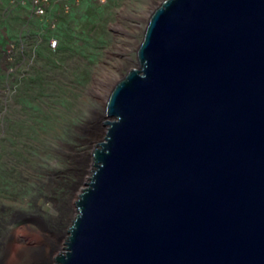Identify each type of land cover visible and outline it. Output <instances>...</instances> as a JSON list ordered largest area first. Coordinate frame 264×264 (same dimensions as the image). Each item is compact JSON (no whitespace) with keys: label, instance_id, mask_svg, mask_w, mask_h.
I'll return each mask as SVG.
<instances>
[{"label":"water","instance_id":"water-1","mask_svg":"<svg viewBox=\"0 0 264 264\" xmlns=\"http://www.w3.org/2000/svg\"><path fill=\"white\" fill-rule=\"evenodd\" d=\"M56 264H264V0H164Z\"/></svg>","mask_w":264,"mask_h":264},{"label":"rangeland","instance_id":"rangeland-1","mask_svg":"<svg viewBox=\"0 0 264 264\" xmlns=\"http://www.w3.org/2000/svg\"><path fill=\"white\" fill-rule=\"evenodd\" d=\"M40 1L42 16L32 0H20V5L10 0L12 11L5 14L2 34L7 42L0 44V222L15 210L31 213L38 205L54 213L45 202L44 181L66 167L58 154L61 142L74 144L75 128L95 107L93 86L128 73L121 59H135L136 54L125 50L142 40L141 26L164 0ZM56 40L61 44L55 48ZM64 196V190L57 191L58 198Z\"/></svg>","mask_w":264,"mask_h":264},{"label":"bare ground","instance_id":"bare-ground-1","mask_svg":"<svg viewBox=\"0 0 264 264\" xmlns=\"http://www.w3.org/2000/svg\"><path fill=\"white\" fill-rule=\"evenodd\" d=\"M150 14H146L147 19ZM147 21L145 26L142 25L140 28L142 40L146 25H148ZM142 40L135 42L131 50H125L135 52V59L131 57L121 59L122 67L128 72L138 67L137 52ZM122 77L121 74L115 75L108 83L100 79L93 86L90 97L95 107L89 108L86 121L75 128L74 144L61 142L58 154L66 162V167L61 171L49 173L44 181V187L48 193L45 202L52 207L54 213L52 214V211L47 213L44 207L38 205L37 209L31 213L21 211V209L15 210L7 220L0 222V264L56 263L55 258L63 252L69 225L76 217L75 201L79 199L78 195L85 189V184L94 170V152L108 132L107 123L112 121V118L106 114L109 97ZM58 190H64L65 196L58 198Z\"/></svg>","mask_w":264,"mask_h":264},{"label":"crops","instance_id":"crops-1","mask_svg":"<svg viewBox=\"0 0 264 264\" xmlns=\"http://www.w3.org/2000/svg\"><path fill=\"white\" fill-rule=\"evenodd\" d=\"M15 2H19L20 0H12ZM19 4V3H18ZM21 4V3H20ZM19 4V5H20ZM11 7L12 5L10 4V0H0V44H2V40H4V29H5V25H6V19L8 17V15H5L9 10V13H11ZM13 9V8H12ZM3 33V34H2Z\"/></svg>","mask_w":264,"mask_h":264},{"label":"built area","instance_id":"built-area-1","mask_svg":"<svg viewBox=\"0 0 264 264\" xmlns=\"http://www.w3.org/2000/svg\"><path fill=\"white\" fill-rule=\"evenodd\" d=\"M32 2H33V7H34L36 14L39 16L44 15L45 14L44 3L41 2L40 0H32ZM52 46L56 48L58 46V41L57 40L54 41L52 43Z\"/></svg>","mask_w":264,"mask_h":264},{"label":"trees","instance_id":"trees-1","mask_svg":"<svg viewBox=\"0 0 264 264\" xmlns=\"http://www.w3.org/2000/svg\"><path fill=\"white\" fill-rule=\"evenodd\" d=\"M7 41H6V39L4 38V40H2V44H5ZM60 44H61V42L59 41V43H58V47L60 46Z\"/></svg>","mask_w":264,"mask_h":264}]
</instances>
